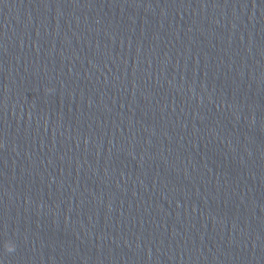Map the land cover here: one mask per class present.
I'll use <instances>...</instances> for the list:
<instances>
[{"label": "clouds", "instance_id": "9594fccd", "mask_svg": "<svg viewBox=\"0 0 264 264\" xmlns=\"http://www.w3.org/2000/svg\"><path fill=\"white\" fill-rule=\"evenodd\" d=\"M5 249L7 252L11 253L15 250V245L11 242H6Z\"/></svg>", "mask_w": 264, "mask_h": 264}]
</instances>
